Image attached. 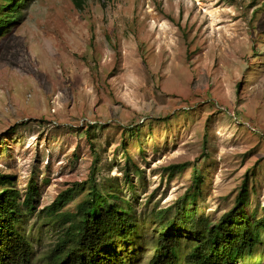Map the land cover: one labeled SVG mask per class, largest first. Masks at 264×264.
<instances>
[{"label":"rangeland","instance_id":"obj_1","mask_svg":"<svg viewBox=\"0 0 264 264\" xmlns=\"http://www.w3.org/2000/svg\"><path fill=\"white\" fill-rule=\"evenodd\" d=\"M0 174L38 186L22 221L32 264L57 230L38 212L74 183L66 210L92 181L132 207L127 264L146 263L154 217H172L191 185L196 220L218 221L246 177L247 210L262 216L264 0H26L0 31ZM241 264H264V240Z\"/></svg>","mask_w":264,"mask_h":264},{"label":"trees","instance_id":"obj_2","mask_svg":"<svg viewBox=\"0 0 264 264\" xmlns=\"http://www.w3.org/2000/svg\"><path fill=\"white\" fill-rule=\"evenodd\" d=\"M25 1L1 0L0 31L15 21ZM183 166L171 165L167 171L173 174ZM199 180L195 176L196 191ZM191 187L176 200L172 217L168 216L170 208L154 217L160 224L159 232L145 264H241L253 257L264 240V214L256 217L247 210V177L233 207L212 223L194 218L197 196ZM83 189L81 183H74L38 212L42 225L57 229L55 242L40 264H127L123 249L137 234L132 207L101 192L92 181L75 210H66ZM39 197L35 180H29L22 193L12 176L0 174V264L33 263L34 247L22 232V221L38 211ZM186 227L193 231V242L182 233L181 228ZM185 247L189 251L182 260Z\"/></svg>","mask_w":264,"mask_h":264}]
</instances>
